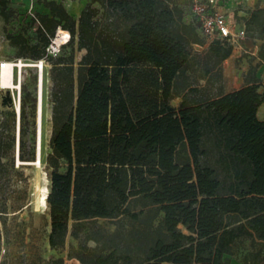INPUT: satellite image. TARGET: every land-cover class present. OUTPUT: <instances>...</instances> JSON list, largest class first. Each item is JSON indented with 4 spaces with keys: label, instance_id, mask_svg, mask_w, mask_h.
Listing matches in <instances>:
<instances>
[{
    "label": "trees",
    "instance_id": "1",
    "mask_svg": "<svg viewBox=\"0 0 264 264\" xmlns=\"http://www.w3.org/2000/svg\"><path fill=\"white\" fill-rule=\"evenodd\" d=\"M39 2L50 14L37 13L38 43L7 33L23 59H42L59 26L71 33L63 51H84L78 62L74 51L50 58V246L65 247L70 233L79 246L69 256L82 264H231L246 242L244 264H260L258 65L250 66L243 86L226 92L223 65L233 45L207 43L196 29L173 26L168 0H93L78 19L62 3ZM15 11L11 0H0L6 24ZM241 19L242 43L254 47V38L264 39V5ZM5 100L13 105L10 93ZM3 237L0 222V252Z\"/></svg>",
    "mask_w": 264,
    "mask_h": 264
},
{
    "label": "rangeland",
    "instance_id": "2",
    "mask_svg": "<svg viewBox=\"0 0 264 264\" xmlns=\"http://www.w3.org/2000/svg\"><path fill=\"white\" fill-rule=\"evenodd\" d=\"M11 6L16 11L9 23L6 24L0 15V61L14 62L16 59L23 58V55L19 54V48L7 38V33L22 34L30 44L39 42L38 25L27 22L26 18L19 16L18 7L13 5L12 1ZM239 23L242 24L243 21L239 19ZM195 48L202 49L198 46ZM72 51L78 62L84 51L72 49L70 46L63 51V54L69 55ZM254 60L255 57H251L248 61L252 65ZM50 65L45 66L43 83L40 85V89L43 86L40 159L38 68L27 65L21 68V74L20 70L15 71V85L19 86L21 83L23 114H21L20 121L14 101V97H18V88L13 86L0 92V129L2 132L0 153L5 155L0 163V222L4 230L0 252V263L2 264H49L51 260L60 257L64 259V264H82L75 257L69 256L79 246V240L70 233L67 236L65 247L52 248L50 246V209L42 207L39 203L42 189L45 187L50 193L51 186V169L47 164V156L51 151L49 142L52 133ZM7 92L12 96V106L5 100ZM35 98L36 107L34 109ZM180 102L181 98H176L172 104L179 108ZM66 167L67 164L63 161L60 170L65 171ZM98 223L110 231L116 228L115 222L109 219H99ZM89 227L88 222L83 233L87 232ZM93 245L94 242H89V246ZM246 247V242L240 245L236 255L242 253Z\"/></svg>",
    "mask_w": 264,
    "mask_h": 264
},
{
    "label": "crops",
    "instance_id": "3",
    "mask_svg": "<svg viewBox=\"0 0 264 264\" xmlns=\"http://www.w3.org/2000/svg\"><path fill=\"white\" fill-rule=\"evenodd\" d=\"M13 5L17 6L21 11H27L31 5L37 13L50 14V10L40 3L39 0H11ZM62 3L68 12L76 19L79 18L82 10L93 0H55ZM264 0H229L222 10L230 14L237 9L239 12L234 14L237 24L240 28H245L244 20L241 18H249L256 5ZM190 0H168L171 11L170 23L176 27L194 28L196 22L190 12ZM239 19L243 21L239 23ZM263 38H254V47H247L243 43L235 50V53L224 61V88L226 92H231L244 85V77L249 70L251 64L248 61L251 57H255L254 64L258 65L257 76L261 79L264 86V54L260 55ZM200 47V46H198ZM202 48V47H201ZM258 116L264 120V103L258 109ZM242 253L230 256L231 264H244ZM260 264H264V257Z\"/></svg>",
    "mask_w": 264,
    "mask_h": 264
},
{
    "label": "built area",
    "instance_id": "4",
    "mask_svg": "<svg viewBox=\"0 0 264 264\" xmlns=\"http://www.w3.org/2000/svg\"><path fill=\"white\" fill-rule=\"evenodd\" d=\"M229 0H190V12L194 18L196 25L194 29L205 38L207 43L215 39L226 40L233 45V55L235 50L242 45V39L246 37L245 28H240L234 17V14L239 11L235 9L233 13L222 10ZM27 17L33 20L37 25L40 21L37 17V12L34 6L31 5L27 11H23ZM71 41V33L63 29L61 26L58 27L55 35L51 37L49 44L46 47L45 55L39 60H25L23 58L16 59L14 62L0 61V92H3L6 88H12V86H6L3 83L1 76V70L6 68L10 63L13 64V81L15 82V71L20 70L25 66L37 67L39 70V90H38V103L40 96V85L43 83V72L45 66L50 65V58L57 57L62 54V51L66 45ZM51 66V65H50ZM18 88V97H14L18 117L20 121L21 115V83Z\"/></svg>",
    "mask_w": 264,
    "mask_h": 264
},
{
    "label": "bare ground",
    "instance_id": "5",
    "mask_svg": "<svg viewBox=\"0 0 264 264\" xmlns=\"http://www.w3.org/2000/svg\"><path fill=\"white\" fill-rule=\"evenodd\" d=\"M1 76L3 79V83L6 86H16L15 82L13 81V64L10 63L6 68L1 70ZM19 87V86H17ZM42 87L41 86V91H40V96H39V104H38V126H39V159H40V149H41V128H42V115H43V91H42ZM40 163V162H39ZM36 165V164H35ZM49 195V191L47 188H43L42 189V193L39 197V203L42 207L48 208V202H47V198Z\"/></svg>",
    "mask_w": 264,
    "mask_h": 264
}]
</instances>
